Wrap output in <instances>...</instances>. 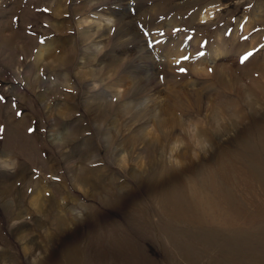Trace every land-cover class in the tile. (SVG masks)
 I'll list each match as a JSON object with an SVG mask.
<instances>
[{"label": "rangeland", "instance_id": "obj_1", "mask_svg": "<svg viewBox=\"0 0 264 264\" xmlns=\"http://www.w3.org/2000/svg\"><path fill=\"white\" fill-rule=\"evenodd\" d=\"M0 129V264H264V0H0Z\"/></svg>", "mask_w": 264, "mask_h": 264}, {"label": "clouds", "instance_id": "obj_2", "mask_svg": "<svg viewBox=\"0 0 264 264\" xmlns=\"http://www.w3.org/2000/svg\"><path fill=\"white\" fill-rule=\"evenodd\" d=\"M98 87V85L96 86ZM227 117L223 112L218 113V119L216 120V126L219 128L221 124L226 121ZM202 124L196 121H189L180 129V134L175 137L172 143L168 147L166 154V165L168 168L180 172L186 167L190 166V162L187 160H181L178 157V153L181 149L189 148L191 152V163H198L201 156L207 155V149L209 144L202 138H198V132L200 131ZM154 129L149 130V135L158 139V136H153ZM188 179H195L194 176H185L184 181Z\"/></svg>", "mask_w": 264, "mask_h": 264}, {"label": "snow or ice", "instance_id": "obj_3", "mask_svg": "<svg viewBox=\"0 0 264 264\" xmlns=\"http://www.w3.org/2000/svg\"><path fill=\"white\" fill-rule=\"evenodd\" d=\"M178 31V30H177ZM145 35H147V33H145ZM149 47H152L151 43H149ZM204 53H201V56H203ZM253 56V53L252 52H248L245 56H243L240 60V63L241 64H244L246 61H248L251 57ZM187 59V57L185 58ZM181 73H184L185 72V69L181 68ZM213 71L212 68H209L208 69V72L211 73ZM17 115H19V113H17ZM3 129H0V131H2ZM34 130L33 129H29V132L32 133Z\"/></svg>", "mask_w": 264, "mask_h": 264}, {"label": "bare ground", "instance_id": "obj_4", "mask_svg": "<svg viewBox=\"0 0 264 264\" xmlns=\"http://www.w3.org/2000/svg\"><path fill=\"white\" fill-rule=\"evenodd\" d=\"M167 190V189H166ZM175 190V189H174ZM180 200V199H179ZM180 203V202H179ZM181 206V205H180ZM187 207H184L183 209H181L182 213L184 214V211L186 210ZM181 213V212H180ZM185 215V214H184Z\"/></svg>", "mask_w": 264, "mask_h": 264}]
</instances>
